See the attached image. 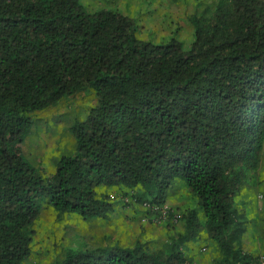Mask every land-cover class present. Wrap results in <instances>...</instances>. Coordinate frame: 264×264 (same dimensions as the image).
Listing matches in <instances>:
<instances>
[{"label":"trees","instance_id":"1","mask_svg":"<svg viewBox=\"0 0 264 264\" xmlns=\"http://www.w3.org/2000/svg\"><path fill=\"white\" fill-rule=\"evenodd\" d=\"M189 50L178 39L138 37L120 12L80 0H0V264H28L47 203L57 214L105 219L100 188L165 203L182 182L201 214L165 249H68L54 264H189L182 246L206 235L213 264H260L242 249L236 198L264 149V0L200 3ZM88 91L95 99L70 129L76 149L44 175L23 155L35 117Z\"/></svg>","mask_w":264,"mask_h":264},{"label":"rangeland","instance_id":"2","mask_svg":"<svg viewBox=\"0 0 264 264\" xmlns=\"http://www.w3.org/2000/svg\"><path fill=\"white\" fill-rule=\"evenodd\" d=\"M87 10L120 12L133 18L138 37L156 44L175 38L189 50L194 41L191 18L198 5L212 0H80ZM86 91L60 107L38 114L22 145L24 157L47 177L57 170L61 158L76 149L71 127L84 121L95 103ZM114 209L105 219L84 220L78 215H59L46 203L35 226L32 256L28 264H54L68 249L133 247L137 241L151 251H160L174 236L184 232V216L189 210L201 214L197 200L190 197L184 183L177 182L162 205L135 206L136 193L122 187L100 188ZM239 216L246 231L242 249L264 264V149L256 171L244 178L236 198ZM189 264H213L219 257L217 246L206 235L181 247Z\"/></svg>","mask_w":264,"mask_h":264}]
</instances>
